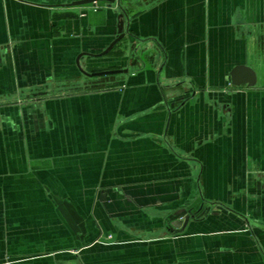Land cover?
Segmentation results:
<instances>
[{
  "label": "crops",
  "instance_id": "crops-1",
  "mask_svg": "<svg viewBox=\"0 0 264 264\" xmlns=\"http://www.w3.org/2000/svg\"><path fill=\"white\" fill-rule=\"evenodd\" d=\"M73 1L0 0V264H264V0Z\"/></svg>",
  "mask_w": 264,
  "mask_h": 264
},
{
  "label": "water",
  "instance_id": "water-1",
  "mask_svg": "<svg viewBox=\"0 0 264 264\" xmlns=\"http://www.w3.org/2000/svg\"><path fill=\"white\" fill-rule=\"evenodd\" d=\"M98 0H75L72 3L68 5H80V4H86V3H91L95 2ZM108 1L110 4H113L116 0H105ZM126 35V30H124V20L121 19L118 24V29H117V35L116 37L109 43L108 47L102 52L107 53L111 49L114 48V46L119 43ZM128 69H118V70H104V71H99V72H93L91 75H97V74H109V73H116V72H126ZM232 82L235 85H241L244 83H247L248 86H253L256 84V73L255 71L245 65H238L233 69L232 73ZM191 214V213H190ZM192 217L197 216L196 213L191 214ZM190 215L187 217L189 219Z\"/></svg>",
  "mask_w": 264,
  "mask_h": 264
},
{
  "label": "rangeland",
  "instance_id": "rangeland-1",
  "mask_svg": "<svg viewBox=\"0 0 264 264\" xmlns=\"http://www.w3.org/2000/svg\"><path fill=\"white\" fill-rule=\"evenodd\" d=\"M259 59L261 57V54L258 53L256 55ZM115 84V82L113 81H109V83L106 85V84H101L102 87H110V86H113ZM31 97L27 98V97H17L15 98V100L13 99L12 100H8V101H0V107H4V106H8V105H13L15 103H17L18 105H21L22 103H28L29 101H32V99H30ZM40 97H37V100H39ZM24 105V104H23ZM221 235H227L228 233H225V231H219ZM218 232V233H219ZM112 238V235L111 234H107L105 238L103 239H99L97 242L101 241L103 243H108L107 241L111 240Z\"/></svg>",
  "mask_w": 264,
  "mask_h": 264
}]
</instances>
